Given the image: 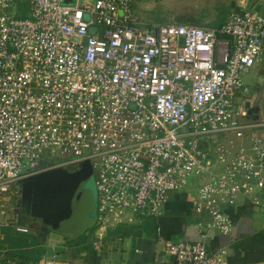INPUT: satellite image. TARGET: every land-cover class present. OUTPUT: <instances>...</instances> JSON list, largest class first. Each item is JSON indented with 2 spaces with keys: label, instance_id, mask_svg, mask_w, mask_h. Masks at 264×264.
<instances>
[{
  "label": "built area",
  "instance_id": "1",
  "mask_svg": "<svg viewBox=\"0 0 264 264\" xmlns=\"http://www.w3.org/2000/svg\"><path fill=\"white\" fill-rule=\"evenodd\" d=\"M63 1L0 0V228L28 230L13 184L88 160L97 230L157 217L195 178L202 241L159 237L155 262L223 264L205 239L231 234L225 207L243 197L264 210V119L242 120L264 13L233 10L219 28L148 24L130 0Z\"/></svg>",
  "mask_w": 264,
  "mask_h": 264
},
{
  "label": "crops",
  "instance_id": "2",
  "mask_svg": "<svg viewBox=\"0 0 264 264\" xmlns=\"http://www.w3.org/2000/svg\"><path fill=\"white\" fill-rule=\"evenodd\" d=\"M248 1L238 0L236 3L233 2V10L247 9ZM263 60L264 58L258 64L262 63ZM263 81L264 76L262 75ZM248 91L244 95H247ZM248 102L249 100L246 98L242 120L253 122L254 120L247 118V108H250ZM258 108L260 112V107ZM256 115L258 119L255 122L260 119L259 113ZM261 130L263 131L262 128L259 131ZM257 134L259 135V133ZM197 185L198 181L192 179L184 189L171 192L157 217L121 223L114 227L99 230H97L94 220L93 225L85 229H93L94 238L91 242V249L82 248V243L77 239V236L67 238L66 243H59L52 247V264H157L155 257L160 250L159 237L173 242L179 240L201 242L200 223L208 220L209 216L207 214L198 215L193 209L192 199L196 195ZM225 212L232 221V232L226 235L208 230L205 239L208 248L212 251L219 249L225 251L223 264H264V210L262 206L257 200L242 197L234 205L225 207ZM19 217L21 216L19 215ZM22 223L21 225L27 227V232H17L11 228L12 231L14 230L13 232L18 234L24 233L22 235L31 238L30 247H43L45 250L44 255L41 257L43 259L47 254V242L49 240L47 234L40 232L42 236H37L36 227L26 226L23 220ZM4 229L0 228L1 234ZM14 235H12V238L21 234ZM96 238L101 239L99 252H96L93 248V241ZM0 243L7 246L8 249L4 254L0 253V258L10 256L12 260L22 264H44V262L34 263L25 260L24 257L22 258L15 252L18 248H12L9 242L4 241L3 236L0 238ZM8 260L7 258V263L10 262Z\"/></svg>",
  "mask_w": 264,
  "mask_h": 264
},
{
  "label": "rangeland",
  "instance_id": "3",
  "mask_svg": "<svg viewBox=\"0 0 264 264\" xmlns=\"http://www.w3.org/2000/svg\"><path fill=\"white\" fill-rule=\"evenodd\" d=\"M81 1L82 0H80V2ZM236 1L238 2V0H130V3L137 18L143 23H182L212 27L218 20H223L227 14L234 9L232 3H236ZM248 2L247 9H256L264 13L263 0H249ZM262 75L264 76V60L262 63L252 67L250 71L243 76L249 91L247 95H242V97H246L249 100L248 105L250 104V108L257 107V112L255 113H259V121H262V118H264V81L262 82ZM258 107H260V112ZM258 133L264 136V129ZM43 157L51 163L59 160L58 156L55 158L48 152H44ZM78 165L81 167H77ZM64 168L69 171L72 170V172L79 175L78 190H81L86 195L88 216L91 223V220L93 221L96 218L97 205L95 176L91 169V164L88 160H84L78 164H73L71 168L62 166L56 167L55 169L61 170ZM11 187L13 190L18 189L20 191L21 189L19 183H15ZM19 197L20 193L15 194L10 203V207L14 210L18 209ZM18 222L19 224H23L21 217H19ZM83 228L85 227H80V231L83 230ZM4 231L13 232L14 230L12 231L11 228H5ZM5 232H2V234L0 233V238L2 236L3 238L5 237ZM35 232L38 234L37 236H42L38 230ZM13 234L19 235L15 232H13ZM93 238V229L91 230V228L87 229L84 234L81 231L77 236V239L82 243L81 247L86 250L91 249ZM7 250V246L0 243V253L4 254ZM7 258L9 259L8 261H10L9 263H7ZM7 258L1 257L0 264H22L12 260L10 256H7Z\"/></svg>",
  "mask_w": 264,
  "mask_h": 264
},
{
  "label": "water",
  "instance_id": "4",
  "mask_svg": "<svg viewBox=\"0 0 264 264\" xmlns=\"http://www.w3.org/2000/svg\"><path fill=\"white\" fill-rule=\"evenodd\" d=\"M63 2L70 4L72 0ZM255 112L257 107L248 108L247 118L257 120ZM47 165V162L40 160L37 168H45ZM79 179L78 174L64 168L47 169L19 180L21 186L17 209L19 215L41 221L47 226L44 231L49 239L47 254L39 262L52 264V247L59 243L64 244L67 238H72L68 235L70 232L68 224L75 222L77 228H80L94 223V220L90 223L86 195L78 190Z\"/></svg>",
  "mask_w": 264,
  "mask_h": 264
},
{
  "label": "trees",
  "instance_id": "5",
  "mask_svg": "<svg viewBox=\"0 0 264 264\" xmlns=\"http://www.w3.org/2000/svg\"><path fill=\"white\" fill-rule=\"evenodd\" d=\"M223 22H224V19L218 20L215 25H212V27L219 28ZM5 233L6 235L4 237V241L9 242L12 248H16V249L18 248L15 251L18 255L22 256V258L24 257L25 260L32 261L34 263L40 261L42 255H44L45 253L44 252L45 250L43 247H40V248L30 247L31 246L30 242L32 240L31 238L25 237L24 235H22L24 233H19L21 235H19L18 237H14V238H12L13 237L12 235H14L13 232H5ZM14 236H17V235H14Z\"/></svg>",
  "mask_w": 264,
  "mask_h": 264
},
{
  "label": "flooded vegetation",
  "instance_id": "6",
  "mask_svg": "<svg viewBox=\"0 0 264 264\" xmlns=\"http://www.w3.org/2000/svg\"><path fill=\"white\" fill-rule=\"evenodd\" d=\"M77 167H81V166L78 165ZM20 216H21V219L23 220V222L29 223V224H31V226L36 227L39 232H42L43 233L47 229V226L44 225L41 221L31 219V218L26 217L24 215H20ZM68 227L70 228V232L68 233V235L70 237L71 236L73 237V236H78V234H80L81 231H82L83 234L86 233V230L85 229L88 226L85 227V228H83V230L80 231V228H77L76 223L74 222V223L68 224ZM71 228H72V230H71Z\"/></svg>",
  "mask_w": 264,
  "mask_h": 264
}]
</instances>
